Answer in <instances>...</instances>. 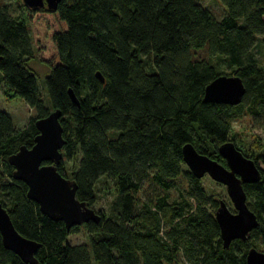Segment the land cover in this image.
I'll return each instance as SVG.
<instances>
[{
  "label": "trees",
  "instance_id": "1",
  "mask_svg": "<svg viewBox=\"0 0 264 264\" xmlns=\"http://www.w3.org/2000/svg\"><path fill=\"white\" fill-rule=\"evenodd\" d=\"M219 2V19L194 0H60L53 9L23 7L19 18L0 4V79L5 92L35 111L21 130L0 111V204L14 229L38 243L37 264H244L247 248L261 250L250 240L222 247L205 208L216 202L181 158L188 142L223 164L217 147L243 110L264 129V60L258 66L253 52L256 44L264 48V0ZM32 55L47 68V107L25 65ZM220 74L241 79L239 103L202 102L204 86ZM54 109L60 110L61 154L76 160L68 177L61 161L56 169L75 182V198L90 207L101 177L111 180L115 192L107 216L96 211V223L80 225L85 243L67 242L79 226L66 230L41 214L6 162L19 145L32 144L33 121ZM259 170V180L242 188L258 222L249 238L264 245ZM145 184V191L150 185L174 190L176 198L168 201L166 193L150 189L140 200ZM0 264L27 263L0 239Z\"/></svg>",
  "mask_w": 264,
  "mask_h": 264
},
{
  "label": "water",
  "instance_id": "2",
  "mask_svg": "<svg viewBox=\"0 0 264 264\" xmlns=\"http://www.w3.org/2000/svg\"><path fill=\"white\" fill-rule=\"evenodd\" d=\"M59 1L21 0V4L30 9L42 6L53 9ZM95 77L103 82L98 71L95 72ZM244 90L238 76L220 74L204 86L201 100L235 105L240 102ZM67 94L70 101L78 105V99L71 89H67ZM59 117L60 110L54 109L45 116L36 118L33 121L36 134L32 138V144L29 147L19 145L15 152L6 157V162L12 167L11 178L26 185V197L37 204L39 212L53 221H61L68 230L74 225L96 223L99 215L75 198V182L64 177L56 169V164L62 159L60 149L64 143ZM180 152L184 165L194 177L200 178L207 174L213 181L223 184L232 202L234 212H230L220 200L213 214L222 247L227 248L233 239L245 241L249 231L258 223L255 214L245 203V193L241 185L259 180L260 170L254 161L243 156L230 141H225L217 147L226 167L198 152L188 142L181 146ZM0 239L2 246L13 252L22 262L37 264L33 253L38 243L21 236L14 229L1 204ZM244 264H264V253L255 247L247 248Z\"/></svg>",
  "mask_w": 264,
  "mask_h": 264
},
{
  "label": "rangeland",
  "instance_id": "3",
  "mask_svg": "<svg viewBox=\"0 0 264 264\" xmlns=\"http://www.w3.org/2000/svg\"><path fill=\"white\" fill-rule=\"evenodd\" d=\"M202 7L208 9L215 18L219 19L224 14V7L221 5L219 0H194ZM1 5H5L8 13L15 18H19L23 15V5L21 0H0ZM254 56L256 58L258 66H263L264 60V48L261 45L256 44L253 48ZM204 54V53H203ZM140 57L146 61V56L140 55ZM146 66L149 65V61L145 62ZM26 68L30 70L36 76V83L38 85L42 104L47 107V96L45 88L42 83L43 77L47 74V68L41 64L36 55H32L25 61ZM221 69L226 70L223 65ZM0 111L5 112L11 119L13 128L15 130H21L26 127L31 118L35 117V111L29 108L20 98L5 92L4 85L0 79ZM227 140L232 141L236 149H238L246 157L255 158L257 166L264 172V129L261 127L260 122L250 116L247 111L243 110L236 118L230 122V130L228 132ZM61 164L64 173L67 177L69 176L70 170L76 165V160H68L62 155ZM4 168L0 164V173H4ZM200 186L205 195L215 202L222 200L230 211L233 212V207L229 202V198L225 192V188L222 184L213 181L207 174H203L200 177ZM147 185L143 187L144 191L139 193L138 198L147 197L150 194V189L153 192H160L167 194V200L170 201L176 198L174 190H167L165 192L159 191L153 185L145 191ZM95 200L90 207L96 212L101 211L105 216L109 214V207L114 199L115 192L112 182L109 178L101 177L94 184ZM192 204H195L192 200ZM206 210L213 215V208L208 204L205 205ZM79 227L73 233H70L66 240L70 244H78L87 242V233L85 229ZM264 226V224H263ZM248 240L257 244L262 252L264 253V245L258 241L249 238Z\"/></svg>",
  "mask_w": 264,
  "mask_h": 264
},
{
  "label": "flooded vegetation",
  "instance_id": "4",
  "mask_svg": "<svg viewBox=\"0 0 264 264\" xmlns=\"http://www.w3.org/2000/svg\"><path fill=\"white\" fill-rule=\"evenodd\" d=\"M226 141H229V140H226ZM230 142H232V141H230ZM233 143V142H232ZM238 150V149H237ZM239 151V150H238ZM242 154V153H241ZM243 155V154H242ZM220 156V155H219ZM244 156V155H243ZM246 157V156H245ZM220 158L222 159V161H223V164H221V165H223L224 167H226V165H225V160L220 156ZM249 158V157H248ZM219 163V162H218ZM218 183V182H217ZM219 184H221V183H219ZM242 184H246V183H242ZM241 184V185H242ZM248 184V183H247ZM223 185V184H222ZM224 186V185H223ZM225 188V187H224ZM243 189V188H242ZM226 192V191H225ZM213 200V199H212ZM220 201V199L219 200H217L216 201V205L214 206V207H212L213 208V214H214V211H215V209H216V207L218 206V202ZM222 201V200H221ZM223 202V201H222ZM229 202L231 203V205H232V202L230 201V199H229ZM245 203H246V205H247V207H248V199L246 198V195H245ZM225 204V203H224ZM225 206H226V204H225ZM232 207H233V205H232ZM226 208L229 210V208L226 206ZM249 208V207H248ZM230 211V210H229ZM235 210H234V208H233V212H234ZM230 212H232V211H230ZM252 230V229H251ZM250 230V231H251ZM250 231H249V233H248V236H247V238H246V240L245 241H241V242H246L248 239H249V234H250ZM231 241H240L239 239H233V240H231ZM230 241V242H231Z\"/></svg>",
  "mask_w": 264,
  "mask_h": 264
}]
</instances>
